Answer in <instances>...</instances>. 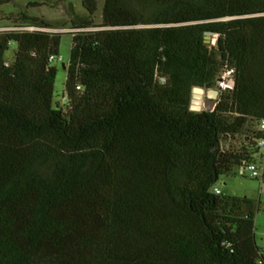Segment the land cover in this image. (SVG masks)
I'll list each match as a JSON object with an SVG mask.
<instances>
[{
  "label": "trees",
  "instance_id": "16d2710c",
  "mask_svg": "<svg viewBox=\"0 0 264 264\" xmlns=\"http://www.w3.org/2000/svg\"><path fill=\"white\" fill-rule=\"evenodd\" d=\"M82 7L63 106V34L0 33V264H264L251 202L212 192L259 153L264 0ZM227 72L232 90L190 111Z\"/></svg>",
  "mask_w": 264,
  "mask_h": 264
},
{
  "label": "rangeland",
  "instance_id": "374dc122",
  "mask_svg": "<svg viewBox=\"0 0 264 264\" xmlns=\"http://www.w3.org/2000/svg\"><path fill=\"white\" fill-rule=\"evenodd\" d=\"M101 8L99 5L92 23L98 26L101 23ZM86 17V12L82 7V0H9V2L0 5V28L12 24L38 23L45 24L53 30H59L62 35L59 54L63 61L55 63L57 74L54 83L53 107L59 104L62 106L61 97L63 96L64 83L66 79L63 64H67L70 53L71 37L68 35L74 33L73 23H78L80 19ZM211 45L215 44V37H211ZM16 50L11 45L9 52L5 55L7 62L12 61L13 53ZM203 90L200 96L201 111H205L203 104L213 102L214 99L208 95L209 90ZM217 91V89H213ZM218 92V91H217ZM241 143V138L237 137L224 143V147L236 150ZM222 195L246 198L251 202V209L254 214V238L256 245L264 251V188L260 186L258 180L250 179L248 176H239L236 170L220 177L216 183Z\"/></svg>",
  "mask_w": 264,
  "mask_h": 264
},
{
  "label": "built area",
  "instance_id": "2783aa9c",
  "mask_svg": "<svg viewBox=\"0 0 264 264\" xmlns=\"http://www.w3.org/2000/svg\"><path fill=\"white\" fill-rule=\"evenodd\" d=\"M4 32H26V33H59V30L46 29L41 24L38 23H24V24H12L7 27L0 28V33ZM62 57L51 56L49 62L51 64L62 62ZM10 62H5L9 65ZM217 93L223 91H230L233 87L231 72H227L221 75L220 79L216 83ZM80 88L78 87L77 90ZM62 106L68 103V98L63 95L61 97ZM257 130L263 134V138L257 141V149L259 153L256 155L254 160L243 163L240 167L236 169L239 176H248L250 179L258 180L260 186L264 188V121H261L257 125ZM212 192L219 195L221 192L217 187H213Z\"/></svg>",
  "mask_w": 264,
  "mask_h": 264
},
{
  "label": "water",
  "instance_id": "95a60500",
  "mask_svg": "<svg viewBox=\"0 0 264 264\" xmlns=\"http://www.w3.org/2000/svg\"><path fill=\"white\" fill-rule=\"evenodd\" d=\"M205 36H206L205 37V43H210L211 37H215V38L217 37V35L214 33H206ZM62 68L65 69L64 64L62 65ZM202 93H203V90L201 88H194L192 90L190 108H189L190 111L199 112L201 110L200 96ZM207 93H208V95H210L214 99L218 95L217 91H213V90H209ZM214 106L215 105L213 104V102H210V103L205 102L203 104V108L207 112L212 111Z\"/></svg>",
  "mask_w": 264,
  "mask_h": 264
}]
</instances>
